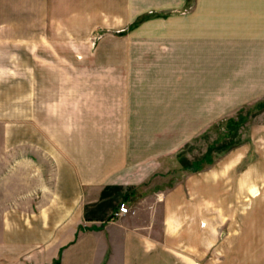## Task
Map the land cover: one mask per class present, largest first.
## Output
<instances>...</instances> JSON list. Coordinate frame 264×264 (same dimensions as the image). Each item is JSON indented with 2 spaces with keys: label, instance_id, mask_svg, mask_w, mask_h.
<instances>
[{
  "label": "crops",
  "instance_id": "obj_1",
  "mask_svg": "<svg viewBox=\"0 0 264 264\" xmlns=\"http://www.w3.org/2000/svg\"><path fill=\"white\" fill-rule=\"evenodd\" d=\"M59 1L81 2L82 17L100 18L107 2L184 0H0L2 96H9L10 82L17 81L21 98L32 81L34 99L33 117L23 121L11 118L9 102L2 107L8 119L0 124V264H52L57 259L59 264H200L203 247L211 248L219 237L212 217L203 222L197 196L189 204L173 192L158 216L155 203L138 197L135 188L148 172L127 170L121 163L127 155L115 156L107 148L104 131L135 128L130 113L122 112L132 104L129 90L107 102L102 96L91 100L89 80L58 85L62 78L48 66L57 48L41 41V3ZM194 15L200 24L208 20L209 57L217 62L218 51L239 49L264 23V0H194ZM27 52L35 65L44 64L41 73L35 67L32 74L16 71ZM88 64L82 57L80 66ZM111 80L113 87L123 82ZM241 192L253 200L240 206L230 204L240 196L226 197L225 240L229 245L239 237L248 248L237 246L226 264H264V189L250 185ZM122 201L131 212L114 217ZM230 216H236L238 226L229 224Z\"/></svg>",
  "mask_w": 264,
  "mask_h": 264
},
{
  "label": "rangeland",
  "instance_id": "obj_2",
  "mask_svg": "<svg viewBox=\"0 0 264 264\" xmlns=\"http://www.w3.org/2000/svg\"><path fill=\"white\" fill-rule=\"evenodd\" d=\"M106 5L105 16L96 18L82 17L81 2L41 3L45 32L41 41L57 48V57L50 56L53 61L48 59V66L62 78L59 86L89 80L91 100L102 96L108 102L127 96L129 90L132 104L122 112L130 113L135 128L104 131L107 148L115 156L127 155L121 162L127 170L148 172L135 188L138 197L155 203L158 216L161 203L173 192L189 204L197 196L203 222L212 217L219 237L211 248L203 247L200 264H226L237 246L248 248L239 237L226 245V197L240 196L230 204L245 206L253 199L241 187L264 189V23L249 33L239 49L218 51L221 57L216 62L209 57L208 20L200 24L195 18L194 0ZM29 7L34 9V3ZM82 57L89 59L88 65L80 66ZM22 58L25 64L16 65V71L32 74L34 67L43 71L44 64L35 65L28 52ZM111 77L123 82L113 87ZM29 83L22 99L17 81L10 82V95L5 97L0 83V124L8 119L7 113L2 115L8 102L12 119L33 117V82ZM207 149L210 162H202L196 171L185 169ZM232 223L239 225L236 216L229 217Z\"/></svg>",
  "mask_w": 264,
  "mask_h": 264
},
{
  "label": "trees",
  "instance_id": "obj_3",
  "mask_svg": "<svg viewBox=\"0 0 264 264\" xmlns=\"http://www.w3.org/2000/svg\"><path fill=\"white\" fill-rule=\"evenodd\" d=\"M145 16L141 17L140 21L144 18ZM139 23V21L133 23L132 25L129 26V29H131L132 27H135L137 24ZM124 31L119 32V34H122ZM209 153H210V149H207L205 154L203 155V157L198 160L195 161L194 163H192L191 165H186L185 169L191 170V171H196L199 169V164H201L204 161L210 162L211 160L209 159ZM111 218V217H110ZM52 264H59V259L55 260Z\"/></svg>",
  "mask_w": 264,
  "mask_h": 264
},
{
  "label": "built area",
  "instance_id": "obj_4",
  "mask_svg": "<svg viewBox=\"0 0 264 264\" xmlns=\"http://www.w3.org/2000/svg\"><path fill=\"white\" fill-rule=\"evenodd\" d=\"M130 212L131 211H130L129 207L127 206V204L124 201H122L118 204L117 209L113 213V216L114 217H122V216H124Z\"/></svg>",
  "mask_w": 264,
  "mask_h": 264
}]
</instances>
